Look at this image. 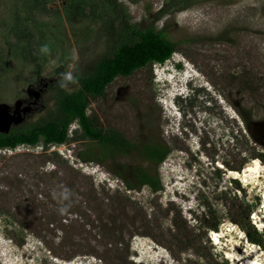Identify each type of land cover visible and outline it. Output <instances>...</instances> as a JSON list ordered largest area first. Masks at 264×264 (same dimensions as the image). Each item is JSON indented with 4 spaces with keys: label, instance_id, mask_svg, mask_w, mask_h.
Instances as JSON below:
<instances>
[{
    "label": "rangeland",
    "instance_id": "374dc122",
    "mask_svg": "<svg viewBox=\"0 0 264 264\" xmlns=\"http://www.w3.org/2000/svg\"><path fill=\"white\" fill-rule=\"evenodd\" d=\"M168 1L0 0V107L31 102L24 124L54 110L55 87L78 90L61 88V74L81 76L111 52L123 20L186 42L86 109L132 143L167 146L162 190H127L118 165L147 163L135 152L112 160L77 121L64 144L0 149V264H264V163L245 173L264 156V0H190L160 15ZM244 77L254 82L241 89Z\"/></svg>",
    "mask_w": 264,
    "mask_h": 264
},
{
    "label": "trees",
    "instance_id": "16d2710c",
    "mask_svg": "<svg viewBox=\"0 0 264 264\" xmlns=\"http://www.w3.org/2000/svg\"><path fill=\"white\" fill-rule=\"evenodd\" d=\"M189 1H168L159 14H166L170 12V7L177 8L182 4L189 3ZM112 3L114 7H117L115 0ZM227 34V30L222 31L216 35L214 40L220 41ZM112 41L111 52L93 62L85 74L76 77L79 85L77 91L66 92L55 87L54 98L56 103L54 110L39 122L23 124L11 129L7 134L0 133V149H14L18 145L33 146L39 142L43 144V148L50 144H64L69 141L68 127L77 121L82 130V139L99 145L107 157L113 160L116 157L128 156L135 152L147 163L145 167L140 164L134 166L118 165L117 176L123 180L127 190H139L145 186L152 192H158L162 190V186L157 168L169 153L167 146L152 140L132 143L117 130L95 126L86 115V109L91 100L104 97L105 88L115 78L127 77L149 63H164L175 52L181 51V45L186 42L185 40L172 41L168 39L163 29L157 30L153 26L135 27L125 20L120 24V28ZM253 82L254 80L249 81L244 77L239 82V86L241 89H245L249 84L253 85ZM245 124L250 140L252 143H256L257 138L252 133L249 122L246 121ZM78 159L83 163L100 162L99 158L96 160L90 156H85L83 153L78 155ZM255 159L264 163V156L252 154L251 160ZM210 229L215 232L217 225H211ZM245 235L250 243L262 246L261 240H255L247 232ZM99 259L101 258L99 257Z\"/></svg>",
    "mask_w": 264,
    "mask_h": 264
},
{
    "label": "flooded vegetation",
    "instance_id": "af4514ba",
    "mask_svg": "<svg viewBox=\"0 0 264 264\" xmlns=\"http://www.w3.org/2000/svg\"><path fill=\"white\" fill-rule=\"evenodd\" d=\"M48 84H42V88H38L36 92H32L34 103H37L39 95L46 90ZM30 105V107H29ZM31 102H27L25 105L18 104L14 108L0 109V133L7 134L11 129L20 127L24 124L26 116L36 107H31ZM25 110V111H23ZM6 122H9V129L6 132Z\"/></svg>",
    "mask_w": 264,
    "mask_h": 264
},
{
    "label": "clouds",
    "instance_id": "9594fccd",
    "mask_svg": "<svg viewBox=\"0 0 264 264\" xmlns=\"http://www.w3.org/2000/svg\"><path fill=\"white\" fill-rule=\"evenodd\" d=\"M40 51L41 53L47 54L49 53L50 49L48 45H44L41 47ZM73 58L74 59L76 58L75 50H73ZM76 83H78V79L74 76L72 72L61 74V83H60L61 88H67L69 84H76Z\"/></svg>",
    "mask_w": 264,
    "mask_h": 264
},
{
    "label": "bare ground",
    "instance_id": "6f19581e",
    "mask_svg": "<svg viewBox=\"0 0 264 264\" xmlns=\"http://www.w3.org/2000/svg\"><path fill=\"white\" fill-rule=\"evenodd\" d=\"M253 164H254L253 166H251V167H247V168L245 169V173H250V174H252V175L258 174V171H259V168H260V163H259L258 160H254V161H253ZM238 175H240V174H238ZM246 175H248V174H246ZM254 177L257 178V176H254ZM244 180H245V179H244ZM229 231H230V230H229ZM213 237H214L213 240H214L215 242L219 243V242H220V238H223L224 235H223V233H222V234H218V232H214ZM242 238H243V237H242ZM245 238H246V237H245ZM246 243L249 244L248 241H246ZM242 264H254V261L248 259L246 262H243ZM255 264H256V263H255Z\"/></svg>",
    "mask_w": 264,
    "mask_h": 264
},
{
    "label": "water",
    "instance_id": "95a60500",
    "mask_svg": "<svg viewBox=\"0 0 264 264\" xmlns=\"http://www.w3.org/2000/svg\"><path fill=\"white\" fill-rule=\"evenodd\" d=\"M4 108H7V106H1V107H0V109H4ZM23 111H25V110H23ZM9 125H10L9 122H6V125H5V126H6V129H5L6 132H7L8 129H9Z\"/></svg>",
    "mask_w": 264,
    "mask_h": 264
}]
</instances>
